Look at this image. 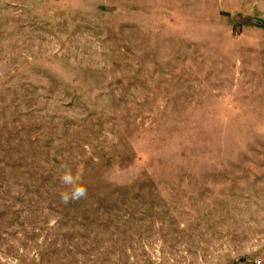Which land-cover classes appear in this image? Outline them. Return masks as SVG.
<instances>
[{"label": "rangeland", "instance_id": "1", "mask_svg": "<svg viewBox=\"0 0 264 264\" xmlns=\"http://www.w3.org/2000/svg\"><path fill=\"white\" fill-rule=\"evenodd\" d=\"M0 264H264V0H0Z\"/></svg>", "mask_w": 264, "mask_h": 264}, {"label": "clouds", "instance_id": "2", "mask_svg": "<svg viewBox=\"0 0 264 264\" xmlns=\"http://www.w3.org/2000/svg\"><path fill=\"white\" fill-rule=\"evenodd\" d=\"M60 182L66 186V190L61 192V201L65 204L79 201L87 195V187L80 182L79 175H73L71 169H65L60 176Z\"/></svg>", "mask_w": 264, "mask_h": 264}]
</instances>
